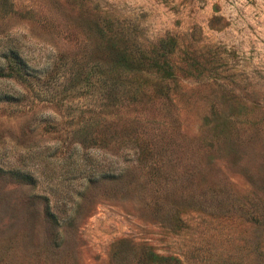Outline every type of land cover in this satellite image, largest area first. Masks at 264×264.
Here are the masks:
<instances>
[{"label":"rangeland","instance_id":"374dc122","mask_svg":"<svg viewBox=\"0 0 264 264\" xmlns=\"http://www.w3.org/2000/svg\"><path fill=\"white\" fill-rule=\"evenodd\" d=\"M0 70V264H264V0H0Z\"/></svg>","mask_w":264,"mask_h":264},{"label":"trees","instance_id":"16d2710c","mask_svg":"<svg viewBox=\"0 0 264 264\" xmlns=\"http://www.w3.org/2000/svg\"><path fill=\"white\" fill-rule=\"evenodd\" d=\"M174 43V39L170 36L161 37L158 39V47L161 48L162 52L158 54L157 57L156 54L149 57L151 61L150 67L153 68L152 70L156 72H160V75L163 78H168L173 76L172 67L168 64L166 60V55L169 50L172 49V44ZM122 57V62L124 61V58L127 60L128 56L126 54L120 52ZM120 63V62H119ZM123 65V64H122ZM128 70V69H127ZM0 75H4V72L0 70Z\"/></svg>","mask_w":264,"mask_h":264}]
</instances>
